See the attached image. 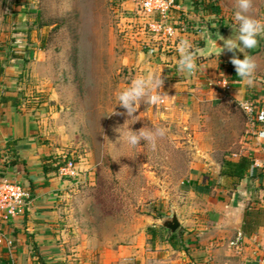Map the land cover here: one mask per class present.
I'll return each mask as SVG.
<instances>
[{"label": "rangeland", "instance_id": "rangeland-1", "mask_svg": "<svg viewBox=\"0 0 264 264\" xmlns=\"http://www.w3.org/2000/svg\"><path fill=\"white\" fill-rule=\"evenodd\" d=\"M182 1L184 6L171 11L173 22L192 19L189 0ZM210 1L216 11L203 22V30L213 26L218 34L237 24V0ZM130 5L126 0H0V91H17L22 113L34 112L49 151L42 166L50 170L66 162L74 165L71 175L55 173L69 181L58 201L63 205L66 233L75 244L93 251L141 246L159 264H182L192 261L183 234L187 229L198 233L195 224L202 222V215L216 222L218 214L210 211V203L234 193L233 185H228L226 194L194 192L189 180L201 178L194 170L197 160L204 159L201 151L212 150L215 162L221 163L220 141L229 134L226 112L218 108L206 112L209 121L203 124L173 105L142 102L129 119L117 105V93L143 77L160 78L163 83L182 73L176 66L179 50L155 60L146 54L148 38L135 25L120 33L128 25ZM248 14L260 21L264 0H251ZM31 15H37V23L29 20ZM138 49L147 62L139 59ZM14 52L21 58L12 60ZM39 102H43L41 111ZM156 127L163 128L165 135L154 148L144 141L130 148L123 141L128 128ZM206 134L212 138V149ZM52 149L60 152L54 154ZM172 208L182 226L170 238L159 222L170 217ZM223 248L207 264H248L231 247Z\"/></svg>", "mask_w": 264, "mask_h": 264}, {"label": "crops", "instance_id": "crops-1", "mask_svg": "<svg viewBox=\"0 0 264 264\" xmlns=\"http://www.w3.org/2000/svg\"><path fill=\"white\" fill-rule=\"evenodd\" d=\"M183 3L185 1L181 0L178 6ZM190 16L195 20L202 17L205 21L212 17L200 12H191ZM259 22L264 24V17ZM218 34L213 26H209V30L184 28L179 33L174 40L173 50H178L180 42L185 41L187 50L194 51L196 68L191 75L182 72L178 79L164 81L161 86L163 100L158 104H162L164 108L173 105L176 109H183L186 115L198 122L204 121L203 124L206 120L209 121L205 116L206 112L214 108L226 112L229 134L220 141L223 157L221 163L223 160L237 162L241 158L250 161L248 174L244 178L247 195L243 197L237 194L241 180L230 197L210 203V211L218 214V220L213 222L202 215V222L198 220L195 224V231L198 233H191V229H187L188 232L182 238L188 239V255L192 261H184L182 264H207L209 259L224 252L225 246L231 247L234 254L241 260H246V263L257 264L264 257V222L249 236L242 234L241 224L249 201V208L264 211V127L247 117L240 104L251 102L264 108V32L256 36L257 44L251 49L249 56L255 64L251 85L236 75L227 54H219L214 50L213 40ZM136 53L142 63L147 62L139 49ZM168 76L171 73L167 75L170 78ZM222 82L226 83L228 89L222 86ZM1 92L0 97L18 96L17 91ZM34 120L32 116L0 103V171L5 175L4 178L20 184L32 196L28 211L0 225L3 236L0 242V264H36V256L47 263L60 261L64 264L161 263L153 260L155 257L141 246L93 251L74 243L73 237L66 233V224H63L65 218L61 212L63 205L58 201L69 181L55 172L44 173L41 162H44V156L49 152L44 148L46 134L41 132V125ZM206 135L210 137L208 146L212 149V138L209 134ZM14 141L16 144L13 150L20 162L18 165H10L14 158L6 149V144ZM222 148L225 150L222 151ZM52 150L55 151L54 154L60 152V149ZM209 151L199 153L204 159L197 160L194 170L203 176L200 179L198 176L189 178L193 183L192 189L194 192L218 191L226 194L228 185L233 183L219 176L221 163L217 164L212 150ZM213 172L215 176L212 175ZM74 174L77 176L78 172L74 171ZM236 198L241 200L237 201ZM238 236L239 240L236 242Z\"/></svg>", "mask_w": 264, "mask_h": 264}, {"label": "built area", "instance_id": "built-area-1", "mask_svg": "<svg viewBox=\"0 0 264 264\" xmlns=\"http://www.w3.org/2000/svg\"><path fill=\"white\" fill-rule=\"evenodd\" d=\"M126 2L131 4L129 10L131 15L127 20L128 25L124 26L120 33L125 34V30L135 25L144 38H148L144 45L146 54L155 60H159V55L173 50L174 40L184 31L183 28H177L176 22L171 21V11L179 9V6L174 4V0H126ZM221 84L228 89L225 82ZM240 108L247 117L264 127L263 107L244 102L240 104ZM73 168L71 162H66L58 171L61 174L71 175ZM31 204L32 196L28 190L16 182L4 177L0 178V225L23 215L30 209ZM2 237L0 231V242ZM238 240L239 236L236 242ZM257 264H264V257Z\"/></svg>", "mask_w": 264, "mask_h": 264}, {"label": "clouds", "instance_id": "clouds-1", "mask_svg": "<svg viewBox=\"0 0 264 264\" xmlns=\"http://www.w3.org/2000/svg\"><path fill=\"white\" fill-rule=\"evenodd\" d=\"M251 8V0H237V11L234 13V19L237 24L234 28L238 34L233 35L229 39L223 40V47H215L219 49V54L222 51L233 52V50L243 53L245 49H252L256 46V36L264 32V24H261L256 19H253L248 13ZM239 42V45L238 43ZM180 58L177 62L178 71L191 75L196 68L193 55L187 50L185 41H181L178 47ZM230 63L234 66L235 73L246 84H252V73L255 68L254 62L248 55L244 56L243 60L231 58ZM162 80L160 78L150 77L149 79L135 80L130 87L117 93V105L126 110L129 119H133V113L142 102L149 104H157L163 100L161 95ZM154 89L160 91L156 94H150ZM165 130L161 127L142 128L139 131H131L129 128L125 130L123 141L130 147L135 148L141 141L151 148H154L156 141L163 138ZM117 148L116 145H113Z\"/></svg>", "mask_w": 264, "mask_h": 264}, {"label": "trees", "instance_id": "trees-1", "mask_svg": "<svg viewBox=\"0 0 264 264\" xmlns=\"http://www.w3.org/2000/svg\"><path fill=\"white\" fill-rule=\"evenodd\" d=\"M181 0H174L175 5H179ZM188 4L191 8V11L194 13H203V15L206 16H214L215 15V3L210 1V0H189ZM183 5V4H181ZM37 15H34V17L31 15L29 20H32V23H37ZM176 22V26L178 29L181 28V26H184L188 30H193V29H201L204 19H179ZM34 27L31 29L33 30ZM30 29V30H31ZM35 29V28H34ZM10 58L12 60H17L21 58L19 54L17 53H12ZM23 63H21V66H23ZM0 103H4L8 106L14 107L17 112L22 113L20 109V103L18 97H0ZM42 103L39 102L37 103L38 108L41 110L42 109ZM26 114L33 116L34 112L30 109H28ZM15 141L14 143H8L6 144V149L11 153L12 157L14 160L11 161L10 165H18L20 162H18L15 150H13V146H15ZM59 165H56L55 167H52V169H48L46 166L43 167L44 173L47 172H56L58 171ZM250 168V161L247 158H241L237 162H231L227 160H223L221 163V169L219 176L224 177L226 179H229L232 181L233 186L240 183L241 180H243L249 171ZM204 180V179H203ZM208 191H205L207 193ZM264 222V211L261 209H251V208H246L244 213H243V218H242V224H241V232L245 236H249L252 234L258 226H260ZM149 232V231H148ZM174 237V235H170V238ZM36 264H64L60 261H55L51 263L45 262L42 258L39 256H36L35 260Z\"/></svg>", "mask_w": 264, "mask_h": 264}, {"label": "water", "instance_id": "water-1", "mask_svg": "<svg viewBox=\"0 0 264 264\" xmlns=\"http://www.w3.org/2000/svg\"><path fill=\"white\" fill-rule=\"evenodd\" d=\"M236 25H231L229 27L224 28L218 35L215 36V39L213 40V42L215 41L216 46L217 47H223V40L225 39H229L231 38L233 35L238 34L236 32V30H234ZM239 45V42H237ZM213 48L216 52L219 53V49L215 47V44L213 43ZM221 53H225L229 56V59L231 60V58H233V56H235V58L243 60L245 55H248V57L250 56L251 53V49H245L243 53L238 52L233 50V52H228V51H222ZM233 66V65H232ZM234 67V66H233ZM246 180H242L240 185L237 187V194L240 196H246L247 192H246ZM159 226L168 231L169 234H174L181 226V222L178 219V215L175 211V209H171V215L168 218H163L161 219V221L159 222Z\"/></svg>", "mask_w": 264, "mask_h": 264}]
</instances>
